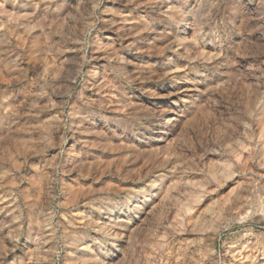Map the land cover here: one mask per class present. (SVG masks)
<instances>
[{
  "label": "rangeland",
  "instance_id": "obj_1",
  "mask_svg": "<svg viewBox=\"0 0 264 264\" xmlns=\"http://www.w3.org/2000/svg\"><path fill=\"white\" fill-rule=\"evenodd\" d=\"M79 1L0 0V264H92L119 213L115 264H264V0H153L151 79L111 63L97 94L106 0Z\"/></svg>",
  "mask_w": 264,
  "mask_h": 264
},
{
  "label": "bare ground",
  "instance_id": "obj_2",
  "mask_svg": "<svg viewBox=\"0 0 264 264\" xmlns=\"http://www.w3.org/2000/svg\"><path fill=\"white\" fill-rule=\"evenodd\" d=\"M74 2L76 7L80 5L79 0H74ZM155 7L156 5L153 3V0H106L104 2L101 13L103 15L100 17L99 27L96 29V39L93 38L95 42L92 56L90 57L91 60L94 61V64L91 63L93 64V70L90 73L93 79L89 82H91V86L96 94L107 84L106 72L111 63H115L121 69V67H123L122 63H124L125 67L128 64L134 63L131 59L136 60L138 61L136 62V65L143 67L145 78L151 79L150 77L153 75L152 58L155 51ZM134 9H144L142 12L145 14V20H142L139 15L135 14L133 11ZM144 38L146 39L145 48L142 46ZM97 62L103 63V65H101L102 70H98L99 67H97ZM40 66L43 71L46 70L44 64ZM97 78L100 81L99 84H96ZM192 82L193 81H190L189 79L186 80L182 86V92H188L190 90L189 85L192 84ZM143 89H145V87H142V90ZM148 90H150V88ZM169 94L174 95L175 93L172 91ZM181 94L182 96H180L179 101L182 105L188 103L189 100L192 99L191 95L186 93ZM97 101L99 102L96 98V102ZM171 104L172 106L168 110L160 107L157 109L156 113V120L161 121L165 118L163 124L168 126L179 122V119H182L184 116V111L179 109L180 105H178L177 102L172 101ZM160 134L165 135L168 133L165 130H162ZM157 141H160V139H157ZM79 151V144L75 143L73 137L71 144L66 149V154L69 157L68 166L70 167V170H74L75 166L81 161ZM138 202L139 201H136L135 203ZM143 204H145V201L142 202V205ZM116 215L117 216H109L101 226V230L105 233L106 239L110 240V249L103 252L100 248L94 249V247L88 245L82 249V257L90 263L102 264L106 261L107 264H115L118 260V255L115 254V251L113 250L118 247L117 243H120L122 240L123 231L128 230L130 226V217L121 213ZM36 253L37 251L34 249L31 251V257L27 260L26 264H35L36 259L34 256ZM68 256H71V252L68 253Z\"/></svg>",
  "mask_w": 264,
  "mask_h": 264
}]
</instances>
